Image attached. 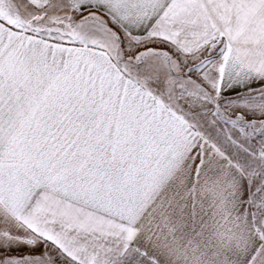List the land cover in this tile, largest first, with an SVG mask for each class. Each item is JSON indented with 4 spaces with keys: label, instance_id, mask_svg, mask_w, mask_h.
Returning a JSON list of instances; mask_svg holds the SVG:
<instances>
[{
    "label": "snow or ice",
    "instance_id": "obj_1",
    "mask_svg": "<svg viewBox=\"0 0 264 264\" xmlns=\"http://www.w3.org/2000/svg\"><path fill=\"white\" fill-rule=\"evenodd\" d=\"M0 264H264V0H0Z\"/></svg>",
    "mask_w": 264,
    "mask_h": 264
}]
</instances>
